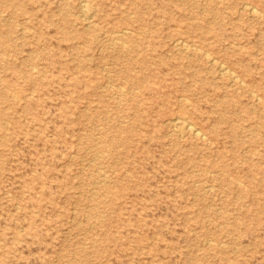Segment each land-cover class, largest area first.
I'll return each mask as SVG.
<instances>
[{"label":"rangeland","instance_id":"obj_1","mask_svg":"<svg viewBox=\"0 0 264 264\" xmlns=\"http://www.w3.org/2000/svg\"><path fill=\"white\" fill-rule=\"evenodd\" d=\"M82 4L0 0V264H264V0Z\"/></svg>","mask_w":264,"mask_h":264},{"label":"bare ground","instance_id":"obj_2","mask_svg":"<svg viewBox=\"0 0 264 264\" xmlns=\"http://www.w3.org/2000/svg\"><path fill=\"white\" fill-rule=\"evenodd\" d=\"M83 1V4H82V7L84 10H88L87 8L90 7V3L88 4L89 0H82ZM220 2V0H219ZM92 4V3H91ZM247 5V4H246ZM251 6V5H250ZM83 9L81 11H83ZM248 9V8H247ZM252 13H256V10H253L251 11ZM84 13V12H83ZM86 13V12H85ZM90 13V12H89ZM96 13V12H95ZM218 13V12H217ZM258 15V14H257ZM93 16V15H92ZM261 16V15H260ZM262 17V16H261ZM93 18V17H92ZM90 26V25H89ZM88 26V27H89ZM120 32V31H119ZM127 32V31H125ZM129 33V32H128ZM120 34V33H119ZM123 36V34H121ZM120 35V36H121ZM121 39V38H120ZM119 39V41H120ZM180 39V38H179ZM118 40V39H116ZM176 41V40H175ZM113 42V41H111ZM121 42V41H120ZM122 43V42H121ZM126 43V42H125ZM175 43V42H174ZM189 43V42H188ZM186 41L184 40H178L176 42V47L179 48V49H182V50H194L193 52L196 51V49H193L189 44H188ZM125 45V44H124ZM112 46V45H111ZM195 46V45H194ZM113 47V46H112ZM197 47V46H196ZM200 48V47H199ZM198 48V49H199ZM181 50V51H182ZM200 51L203 50L202 48L199 49ZM124 54V53H123ZM204 55L206 56V59H207V62H209L212 66H214L215 68L217 67L218 69H220L221 73L223 75H226L228 76L231 80L233 81H237L235 80V77L233 76V74L231 73V71L229 72V70H227L222 64L219 63V59L217 60L215 57H211L207 54L204 53ZM211 55V54H210ZM191 56V55H190ZM193 56V55H192ZM123 81V80H122ZM242 81V80H241ZM244 81V80H243ZM246 84V83H245ZM113 88V87H112ZM125 90V89H123ZM123 93V92H122ZM121 93V95H122ZM125 93V91H124ZM116 95V94H115ZM120 95V96H121ZM260 96V95H259ZM113 97V96H112ZM122 97V96H121ZM258 97V96H257ZM260 100V99H259ZM128 101V100H127ZM188 118H183V117H176V119L172 120L171 121V127L173 128V133L177 134V135H181V134H190V135H193L194 137H197L199 139H202L203 138V135L199 129H197L195 127V125L193 126L189 120H187ZM118 127V126H117ZM170 133V132H169ZM172 135V134H171ZM100 136V135H99ZM180 138V137H179ZM99 153V152H98ZM104 153V151H103ZM107 155V154H106ZM254 155V154H253ZM91 161V160H90ZM95 161V160H93ZM100 164V163H99ZM93 176V175H92ZM107 178H108V175H107ZM231 179V178H230ZM238 180V179H237ZM102 182V180H100ZM98 181V182H100ZM241 181V180H240ZM111 182V181H110ZM241 183V182H240ZM104 184V183H103ZM97 195V194H96ZM99 195V194H98ZM93 197V196H92ZM77 257V256H76Z\"/></svg>","mask_w":264,"mask_h":264}]
</instances>
